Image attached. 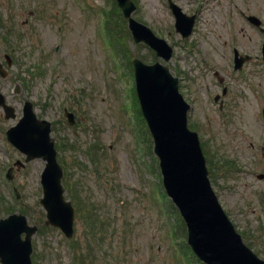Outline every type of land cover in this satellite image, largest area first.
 Here are the masks:
<instances>
[{
	"label": "rangeland",
	"instance_id": "obj_1",
	"mask_svg": "<svg viewBox=\"0 0 264 264\" xmlns=\"http://www.w3.org/2000/svg\"><path fill=\"white\" fill-rule=\"evenodd\" d=\"M133 1L135 18L174 47L167 64L191 102L188 123L196 124L202 146L215 159L213 189L245 242L264 259V178L257 177L264 172V63H248L245 75L231 61L233 45L255 54L258 30L242 16L247 9L240 0H174L195 15L192 34L185 39L176 30L167 0ZM249 1L264 23V0ZM112 6L114 0H0V60L7 51L5 37L11 36L17 47L16 63L6 78L0 77L2 92L17 116L22 102L32 100L38 116L55 121L54 139L73 144L59 150V156L99 221L92 235L85 219L75 215L74 253L60 229L44 224L40 174L45 161L35 158L15 167L11 181L4 177L25 155L7 141L5 130L17 120L5 119L1 108L0 218L12 213V207H23L31 224L39 225L32 238L34 264H79L75 259L82 253L84 264H194L184 253L186 230L183 237L169 212L176 215L177 209L160 190L152 136L132 90V58L151 63L157 57L149 46L134 43L127 21L115 11L111 31L116 29L121 42L114 39L117 50L107 43L103 21ZM16 85L18 93L13 92ZM223 85L229 92L220 109L213 97ZM65 107L81 119L77 127L63 125ZM95 143L100 148L93 161ZM12 185L19 188L21 200Z\"/></svg>",
	"mask_w": 264,
	"mask_h": 264
},
{
	"label": "water",
	"instance_id": "obj_2",
	"mask_svg": "<svg viewBox=\"0 0 264 264\" xmlns=\"http://www.w3.org/2000/svg\"><path fill=\"white\" fill-rule=\"evenodd\" d=\"M118 2L128 19L135 42L144 41L156 49L157 56L170 59L173 52L171 45L132 16L135 3L131 0ZM173 8L177 14L178 30L184 36L189 35L194 17L184 15L174 4ZM133 62L139 101L154 136L155 152L161 159L163 181L186 219L191 247L210 264H264V260L244 244L241 234L236 232L211 188L198 134L188 128L189 104L178 90L179 79L160 61L147 64L135 58ZM0 105L6 109L7 117L15 116L14 109L6 105L1 92ZM26 108L20 123L9 129V140L27 154L26 160L34 157L47 160L42 173L44 192L41 200L48 210L47 223L60 226L70 236L74 208L63 197L62 168L56 160L49 123L35 118L30 102L26 103ZM68 115L72 122L71 114ZM36 229L37 226L28 225L25 215L13 213L2 218L1 261L4 264H32L31 237ZM22 232H27L25 239Z\"/></svg>",
	"mask_w": 264,
	"mask_h": 264
},
{
	"label": "flooded vegetation",
	"instance_id": "obj_3",
	"mask_svg": "<svg viewBox=\"0 0 264 264\" xmlns=\"http://www.w3.org/2000/svg\"><path fill=\"white\" fill-rule=\"evenodd\" d=\"M240 1H242L243 2V4L245 5V8L247 9V15H242L243 17H245V19H247L248 20V22L250 23V25L252 26V27H254L253 26V23L248 19V16L250 15V14H253L254 12H253V8H251V3H250V1L249 0H240ZM256 28V27H255ZM245 53H247V52H245ZM250 54V53H249ZM250 55H252V54H250ZM253 56V55H252ZM256 57H257V61H261L262 62V57H259V55H256ZM253 59H254V56H253V58L249 61V62H247L246 64H248V63H251L252 61H253ZM226 91H228V89L226 88Z\"/></svg>",
	"mask_w": 264,
	"mask_h": 264
},
{
	"label": "trees",
	"instance_id": "obj_4",
	"mask_svg": "<svg viewBox=\"0 0 264 264\" xmlns=\"http://www.w3.org/2000/svg\"><path fill=\"white\" fill-rule=\"evenodd\" d=\"M211 160V159H210Z\"/></svg>",
	"mask_w": 264,
	"mask_h": 264
}]
</instances>
